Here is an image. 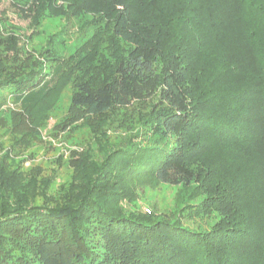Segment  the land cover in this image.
I'll return each mask as SVG.
<instances>
[{"label":"trees","instance_id":"obj_1","mask_svg":"<svg viewBox=\"0 0 264 264\" xmlns=\"http://www.w3.org/2000/svg\"><path fill=\"white\" fill-rule=\"evenodd\" d=\"M39 2L15 4L28 17ZM89 2L129 49L76 84L64 128L119 110L130 134L59 197L1 158L0 264H264V0ZM0 49V96L30 87L42 62L14 37ZM143 181L181 186L177 211L127 210ZM185 211L219 217L200 231Z\"/></svg>","mask_w":264,"mask_h":264},{"label":"rangeland","instance_id":"obj_2","mask_svg":"<svg viewBox=\"0 0 264 264\" xmlns=\"http://www.w3.org/2000/svg\"><path fill=\"white\" fill-rule=\"evenodd\" d=\"M36 2L39 4L28 17L15 4L28 9ZM92 7L90 2L83 5L82 0L0 3V38L18 39L26 55L42 62V71L30 87L18 90L12 85L1 91L0 159L4 158L8 171L24 182L47 183L48 192L58 197L70 187L79 169H90V160L101 156L102 142L118 143L130 134L123 124L126 115L119 110L108 112L103 119L83 120L64 128L76 84L85 80L97 85L107 79L116 59L129 49L111 34L104 8ZM135 11L141 13L139 8ZM96 35L102 40L92 47ZM23 64V70L29 69L25 59ZM129 125L139 126L138 118ZM183 193L181 186L143 181L136 185L135 199H126L123 205L127 210L172 213ZM186 213L184 224L200 231L211 229L219 217L217 212Z\"/></svg>","mask_w":264,"mask_h":264}]
</instances>
